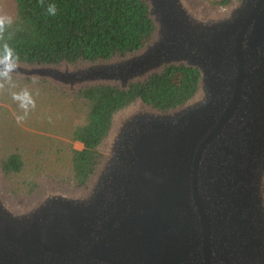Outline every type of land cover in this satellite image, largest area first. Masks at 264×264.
<instances>
[{
  "label": "water",
  "instance_id": "obj_1",
  "mask_svg": "<svg viewBox=\"0 0 264 264\" xmlns=\"http://www.w3.org/2000/svg\"><path fill=\"white\" fill-rule=\"evenodd\" d=\"M141 2L153 29L139 48L19 61L12 78L72 97L182 66L193 95L114 112L75 188L46 181L14 201L0 160V264H264V0Z\"/></svg>",
  "mask_w": 264,
  "mask_h": 264
},
{
  "label": "trees",
  "instance_id": "obj_2",
  "mask_svg": "<svg viewBox=\"0 0 264 264\" xmlns=\"http://www.w3.org/2000/svg\"><path fill=\"white\" fill-rule=\"evenodd\" d=\"M232 0H210L224 6ZM13 24L5 32L7 43L19 55L20 62L57 63L106 59L139 48L153 29L147 9L141 0H12ZM55 5V15L48 6ZM4 41H0V44ZM199 76L190 67H170L141 85L128 90L94 88L83 92L79 103L85 109V122L72 128L69 146L71 181L81 185L87 177L96 147L110 128L112 114L139 97L145 103L160 107L179 104L196 89ZM78 102V101H77ZM6 174L18 175L24 164L21 155L12 151L1 159ZM34 188L30 185L25 193Z\"/></svg>",
  "mask_w": 264,
  "mask_h": 264
},
{
  "label": "rangeland",
  "instance_id": "obj_3",
  "mask_svg": "<svg viewBox=\"0 0 264 264\" xmlns=\"http://www.w3.org/2000/svg\"><path fill=\"white\" fill-rule=\"evenodd\" d=\"M192 1L203 9L218 7L209 4L210 0ZM0 14L13 17L12 0H0ZM12 79L15 88L6 84L0 90V160L16 151L21 155L24 167L18 175L3 177L7 195L22 202L46 181L75 188L70 176L68 150L69 146L75 150L82 147L69 139L72 128L85 122V109L77 99L80 96L73 94L70 97L45 82ZM22 89L32 94L35 107H30L23 122L17 123L16 117L23 116L24 112L13 101L11 93ZM33 184L32 191L25 193Z\"/></svg>",
  "mask_w": 264,
  "mask_h": 264
},
{
  "label": "clouds",
  "instance_id": "obj_4",
  "mask_svg": "<svg viewBox=\"0 0 264 264\" xmlns=\"http://www.w3.org/2000/svg\"><path fill=\"white\" fill-rule=\"evenodd\" d=\"M55 5L48 6V13L55 15ZM13 24V18L7 14H0V41L4 43L0 44V90L5 88V85H9L12 88L16 87L12 77L17 71L19 63V55L15 53L14 49L7 43V39L11 38V34L5 38V32ZM13 101H15L19 108L24 112L23 116H17V123L23 122L26 118L29 108L35 107V101L32 94L27 89L20 91H13L11 93Z\"/></svg>",
  "mask_w": 264,
  "mask_h": 264
}]
</instances>
